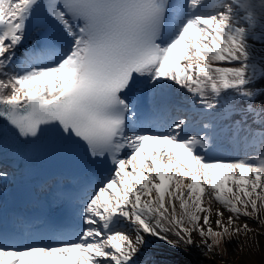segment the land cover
I'll list each match as a JSON object with an SVG mask.
<instances>
[{
    "label": "snow or ice",
    "instance_id": "obj_1",
    "mask_svg": "<svg viewBox=\"0 0 264 264\" xmlns=\"http://www.w3.org/2000/svg\"><path fill=\"white\" fill-rule=\"evenodd\" d=\"M0 131L102 169L38 210L0 204V264H158L155 241L223 264L264 235V0H0Z\"/></svg>",
    "mask_w": 264,
    "mask_h": 264
},
{
    "label": "rangeland",
    "instance_id": "obj_2",
    "mask_svg": "<svg viewBox=\"0 0 264 264\" xmlns=\"http://www.w3.org/2000/svg\"><path fill=\"white\" fill-rule=\"evenodd\" d=\"M250 225V224H249ZM250 227H252V228H254L252 225H250ZM193 239H195L197 242H195L196 244H200V240L198 239V238H196V236L195 235H193ZM237 239H239V237L237 238ZM236 240L234 239L233 240V242H235ZM264 244V243H263ZM197 249V248H196ZM233 253H235V250H234V248L233 249H230ZM200 251V250H199ZM175 252H173V254H174ZM180 255H182V256H184L182 253H180ZM191 256H189V258H188V261H190L191 262V258H190ZM259 258L261 259L260 260V262H262V264H264V252H262V253H260V256H259ZM244 259L245 260H247L248 262H247V264H254L255 262H258L257 261V259L254 257V256H252V255H247V256H245L244 255ZM183 260V259H182ZM174 263H177L176 261H174ZM236 264H240L239 262H235Z\"/></svg>",
    "mask_w": 264,
    "mask_h": 264
}]
</instances>
